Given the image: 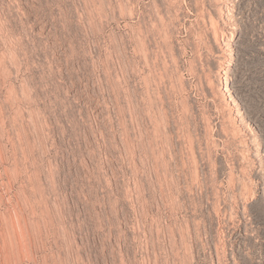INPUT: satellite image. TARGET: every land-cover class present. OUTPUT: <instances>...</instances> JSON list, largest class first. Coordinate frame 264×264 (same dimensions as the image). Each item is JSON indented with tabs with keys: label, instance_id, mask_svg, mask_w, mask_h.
I'll return each mask as SVG.
<instances>
[{
	"label": "rangeland",
	"instance_id": "rangeland-1",
	"mask_svg": "<svg viewBox=\"0 0 264 264\" xmlns=\"http://www.w3.org/2000/svg\"><path fill=\"white\" fill-rule=\"evenodd\" d=\"M0 264H264V0H0Z\"/></svg>",
	"mask_w": 264,
	"mask_h": 264
},
{
	"label": "bare ground",
	"instance_id": "bare-ground-1",
	"mask_svg": "<svg viewBox=\"0 0 264 264\" xmlns=\"http://www.w3.org/2000/svg\"><path fill=\"white\" fill-rule=\"evenodd\" d=\"M231 11V10H230ZM224 35V34H223ZM229 35H233L232 34V32H230L229 33ZM224 37V36H223ZM226 38H230V37H226ZM224 39L225 38H223V41H224ZM218 40V39H217ZM218 42V41H217ZM225 42V41H224ZM227 43H225L224 45H226ZM228 45V44H227ZM230 52H226L225 54H224V56H222V62H221V66H220V68H219V74H220V81H221V83H223V81L225 80L226 81V79L228 80L229 78H227L226 76H227V74L229 73V71H230V65L228 64V62H229V57H230V55L231 54H229ZM226 56H228V57H226ZM224 84V83H223ZM226 86V85H225ZM227 89V88H226ZM228 92V91H227ZM235 115H239V111H237V113L235 114ZM233 119V118H232ZM23 252V251H22Z\"/></svg>",
	"mask_w": 264,
	"mask_h": 264
}]
</instances>
